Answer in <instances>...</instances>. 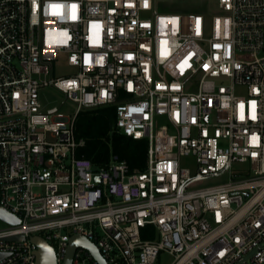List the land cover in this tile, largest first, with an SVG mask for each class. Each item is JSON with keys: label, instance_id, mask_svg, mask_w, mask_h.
Instances as JSON below:
<instances>
[{"label": "built area", "instance_id": "built-area-1", "mask_svg": "<svg viewBox=\"0 0 264 264\" xmlns=\"http://www.w3.org/2000/svg\"><path fill=\"white\" fill-rule=\"evenodd\" d=\"M174 1L0 0V207L21 221H0V264H36L33 237L63 264L76 236L108 264H264V0ZM59 59L74 73L52 77ZM105 107L144 170L79 155V114Z\"/></svg>", "mask_w": 264, "mask_h": 264}, {"label": "trees", "instance_id": "trees-1", "mask_svg": "<svg viewBox=\"0 0 264 264\" xmlns=\"http://www.w3.org/2000/svg\"><path fill=\"white\" fill-rule=\"evenodd\" d=\"M116 109L114 107L98 108L83 111L76 122V134L86 141L79 155L89 159L95 167L108 162L111 154L126 160L131 170H144L147 160L148 143L146 140H133L114 131ZM149 233H144V239H150Z\"/></svg>", "mask_w": 264, "mask_h": 264}, {"label": "rangeland", "instance_id": "rangeland-1", "mask_svg": "<svg viewBox=\"0 0 264 264\" xmlns=\"http://www.w3.org/2000/svg\"><path fill=\"white\" fill-rule=\"evenodd\" d=\"M173 8L177 9V11H169L175 13L181 12H198L202 9L207 8L210 6L211 11H217V2L209 0V1H200V0H176L172 3ZM241 58L249 60L252 57L250 55H244ZM74 73V69L71 68L66 60L59 59L57 62L54 63V70L51 74L52 77H67ZM64 99V95L54 88H47L41 91V100L44 102H48L47 107H54L56 105L59 106L60 101ZM75 110L73 104L68 103L66 107L63 109L64 113H72ZM183 166L189 168L191 170L196 169V162L195 159L192 157L185 158L183 160ZM229 180L228 176H224L221 178H214L209 181V185H218ZM252 254L246 255L242 262L237 264H252L251 263ZM170 258H163V262L161 264H169Z\"/></svg>", "mask_w": 264, "mask_h": 264}, {"label": "water", "instance_id": "water-1", "mask_svg": "<svg viewBox=\"0 0 264 264\" xmlns=\"http://www.w3.org/2000/svg\"><path fill=\"white\" fill-rule=\"evenodd\" d=\"M0 221L2 223L14 225V226L19 225L21 223V221L17 217L4 210L2 207H0ZM9 240L25 241L26 239L24 236H18L11 238ZM31 242L37 246L36 264H57L54 256V251L50 247V245L46 242V240H44L41 237H33L31 238ZM79 247L87 249L99 264H108L93 243H91L89 240L85 238H81L78 236L70 240L69 249L63 264L72 263L74 252Z\"/></svg>", "mask_w": 264, "mask_h": 264}, {"label": "bare ground", "instance_id": "bare-ground-1", "mask_svg": "<svg viewBox=\"0 0 264 264\" xmlns=\"http://www.w3.org/2000/svg\"><path fill=\"white\" fill-rule=\"evenodd\" d=\"M49 261H50V260H49ZM49 261H48V262H49Z\"/></svg>", "mask_w": 264, "mask_h": 264}]
</instances>
